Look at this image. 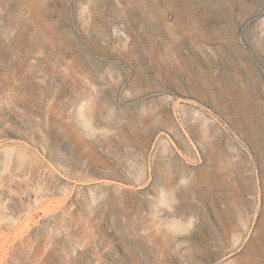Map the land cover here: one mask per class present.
<instances>
[{"label": "rangeland", "instance_id": "obj_1", "mask_svg": "<svg viewBox=\"0 0 264 264\" xmlns=\"http://www.w3.org/2000/svg\"><path fill=\"white\" fill-rule=\"evenodd\" d=\"M0 264H264V0H0Z\"/></svg>", "mask_w": 264, "mask_h": 264}]
</instances>
